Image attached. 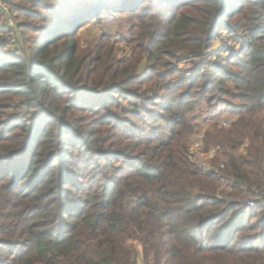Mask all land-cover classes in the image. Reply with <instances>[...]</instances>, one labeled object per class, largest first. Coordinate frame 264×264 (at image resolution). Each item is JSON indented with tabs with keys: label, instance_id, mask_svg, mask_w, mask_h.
<instances>
[{
	"label": "trees",
	"instance_id": "obj_1",
	"mask_svg": "<svg viewBox=\"0 0 264 264\" xmlns=\"http://www.w3.org/2000/svg\"><path fill=\"white\" fill-rule=\"evenodd\" d=\"M3 4L0 264H264V0Z\"/></svg>",
	"mask_w": 264,
	"mask_h": 264
},
{
	"label": "rangeland",
	"instance_id": "obj_2",
	"mask_svg": "<svg viewBox=\"0 0 264 264\" xmlns=\"http://www.w3.org/2000/svg\"><path fill=\"white\" fill-rule=\"evenodd\" d=\"M3 6H4L3 8H5L9 14H12L4 4H3ZM11 17L12 16H10V19L12 20L13 17L12 18ZM126 21H127L126 15H117V16H114V17L109 18V19H107V18L101 19L100 22L96 21V20H92L91 22L82 25L76 31V36H78V38H79L80 46L82 48L90 46L97 40V38L100 35L107 33L113 37V41L116 42L117 46L119 47V51L117 52V58L124 61V62L129 61L131 59L130 49L126 46V44L124 42V40L127 39V32H128V26H127ZM222 35H224V34H222ZM230 46L231 45H229V48H230ZM238 47H240V46L236 45L234 48H232V50H237L239 52L240 49H238ZM179 68L182 70H184V69L188 70L190 68V66L188 64L183 63V64L179 65ZM19 117L20 116L18 115L16 117V119H18ZM195 117H196V115H195ZM202 117H203V119L204 118L205 119L202 120V118L200 117L199 123L197 125L198 133L192 138L191 145L188 149V160L189 161H190L189 151L192 149L193 144L198 143L203 148V143H201L203 125L214 119L212 117V113L207 111L204 106H203ZM194 122H195V119H194ZM246 146H247V144H245V146L243 148H241L240 150L244 151ZM210 151L211 150H208L207 152H204V151L202 152L201 164L210 165V167H211V159L215 155H213V153L210 155V153H209ZM214 153H215V151H214ZM239 153H241V152L239 151ZM194 165L196 167H198L196 164H194ZM211 168L215 169L214 167H211ZM215 172L216 171H214V173ZM219 178H220L221 182L223 184H225V179L223 178V175H221L220 173H219ZM257 196H260V193L257 192V193H253V194H248L245 197V200H248L250 198L256 199ZM228 200H230V198H228Z\"/></svg>",
	"mask_w": 264,
	"mask_h": 264
},
{
	"label": "built area",
	"instance_id": "obj_3",
	"mask_svg": "<svg viewBox=\"0 0 264 264\" xmlns=\"http://www.w3.org/2000/svg\"><path fill=\"white\" fill-rule=\"evenodd\" d=\"M3 0H0V16H2L3 21L6 24H9V26L14 27V21L13 19H10L11 14H9L7 12V10L5 8H3ZM12 18V17H11ZM211 151L209 152L210 155L213 153V155H215L214 153V149H210ZM203 149L201 147L200 144L196 143L193 144L192 149L189 151V159L191 161V163L196 164L198 166V168L205 174H209L210 172H214V171H218L217 168L213 169L210 167V165H206V164H201V155H202ZM214 157V156H213ZM220 169H222V166H219ZM249 207H253L252 203H248Z\"/></svg>",
	"mask_w": 264,
	"mask_h": 264
},
{
	"label": "bare ground",
	"instance_id": "obj_4",
	"mask_svg": "<svg viewBox=\"0 0 264 264\" xmlns=\"http://www.w3.org/2000/svg\"><path fill=\"white\" fill-rule=\"evenodd\" d=\"M122 123V122H121ZM123 129V128H122Z\"/></svg>",
	"mask_w": 264,
	"mask_h": 264
},
{
	"label": "water",
	"instance_id": "obj_5",
	"mask_svg": "<svg viewBox=\"0 0 264 264\" xmlns=\"http://www.w3.org/2000/svg\"><path fill=\"white\" fill-rule=\"evenodd\" d=\"M212 173V172H211Z\"/></svg>",
	"mask_w": 264,
	"mask_h": 264
}]
</instances>
